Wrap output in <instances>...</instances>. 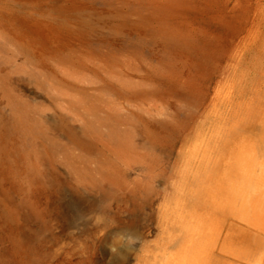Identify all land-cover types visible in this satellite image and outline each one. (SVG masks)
<instances>
[{"label": "rangeland", "instance_id": "rangeland-1", "mask_svg": "<svg viewBox=\"0 0 264 264\" xmlns=\"http://www.w3.org/2000/svg\"><path fill=\"white\" fill-rule=\"evenodd\" d=\"M167 238L264 264V0H0V264Z\"/></svg>", "mask_w": 264, "mask_h": 264}, {"label": "bare ground", "instance_id": "bare-ground-1", "mask_svg": "<svg viewBox=\"0 0 264 264\" xmlns=\"http://www.w3.org/2000/svg\"><path fill=\"white\" fill-rule=\"evenodd\" d=\"M100 243H101V245H104V246H108V244H114L113 241H110V242L109 241H102ZM153 245H154V248H157V249L158 248H164V250H168L169 248L175 247L176 248V253H175L176 255L175 256L178 257L179 260H181V259L185 260V262H187V260L190 261L191 259H192V261L196 260L195 256L197 254L198 260L200 261L201 264H210L212 262V260H214L217 264H223L224 263L223 262L224 256H226L224 254L223 250L221 248H218V246H216L215 243L214 244L210 243L209 245L206 243L201 244L200 249L197 252H195L193 250V247H194L193 243L188 244V242H186L185 239L179 240V238H177V239L176 238L161 239V240H158ZM150 246H151V244L143 243L140 248L147 250L148 248H151ZM149 250H151V249H149ZM125 253H127V252H125ZM175 256H174V258H175ZM170 258L171 257H169L168 259H170ZM174 258H172V259H174ZM166 262H168V261H166ZM177 263H178V260H177ZM110 264H111V262H110Z\"/></svg>", "mask_w": 264, "mask_h": 264}, {"label": "clouds", "instance_id": "clouds-1", "mask_svg": "<svg viewBox=\"0 0 264 264\" xmlns=\"http://www.w3.org/2000/svg\"><path fill=\"white\" fill-rule=\"evenodd\" d=\"M110 249L112 250V251H115L116 249L115 248H113L112 246H110Z\"/></svg>", "mask_w": 264, "mask_h": 264}]
</instances>
